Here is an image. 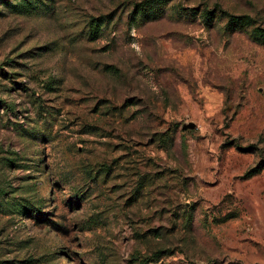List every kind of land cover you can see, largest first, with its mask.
<instances>
[{"label":"rangeland","instance_id":"obj_1","mask_svg":"<svg viewBox=\"0 0 264 264\" xmlns=\"http://www.w3.org/2000/svg\"><path fill=\"white\" fill-rule=\"evenodd\" d=\"M140 1L0 0V264H264V0Z\"/></svg>","mask_w":264,"mask_h":264},{"label":"trees","instance_id":"obj_2","mask_svg":"<svg viewBox=\"0 0 264 264\" xmlns=\"http://www.w3.org/2000/svg\"><path fill=\"white\" fill-rule=\"evenodd\" d=\"M172 0H142L139 3L134 5L132 12L130 13V20L136 24H143L148 22H155L161 18L166 13L168 6ZM30 2L28 5H31ZM25 10L27 7H23ZM32 8V7H31ZM189 12L191 15L196 17L197 14H200V18L206 27L212 26L215 19L225 18L227 28L232 30H242L247 26H253V21L247 16H234L230 15L225 11L221 10H207L198 11L197 9H190ZM111 22L110 16H101L98 18H93L89 21L90 24V34L94 37H97L101 34V31L107 24ZM253 39L259 43H264V28L256 27L253 28ZM254 172H258L257 170Z\"/></svg>","mask_w":264,"mask_h":264},{"label":"water","instance_id":"obj_3","mask_svg":"<svg viewBox=\"0 0 264 264\" xmlns=\"http://www.w3.org/2000/svg\"><path fill=\"white\" fill-rule=\"evenodd\" d=\"M188 128H192V126H188V125L184 126V129H188Z\"/></svg>","mask_w":264,"mask_h":264}]
</instances>
